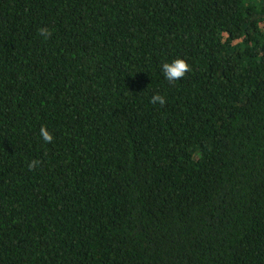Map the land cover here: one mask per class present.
I'll list each match as a JSON object with an SVG mask.
<instances>
[{"label": "trees", "instance_id": "16d2710c", "mask_svg": "<svg viewBox=\"0 0 264 264\" xmlns=\"http://www.w3.org/2000/svg\"><path fill=\"white\" fill-rule=\"evenodd\" d=\"M0 264H264V0H0Z\"/></svg>", "mask_w": 264, "mask_h": 264}, {"label": "clouds", "instance_id": "9594fccd", "mask_svg": "<svg viewBox=\"0 0 264 264\" xmlns=\"http://www.w3.org/2000/svg\"><path fill=\"white\" fill-rule=\"evenodd\" d=\"M42 32H44V30H42ZM187 70L188 65L183 59L179 58L172 60L170 63L164 62L160 66V72L162 73L163 78L169 82L181 78ZM149 103L163 105L165 103V97L160 94H153ZM40 135L46 142L52 140V135L44 127L40 128Z\"/></svg>", "mask_w": 264, "mask_h": 264}]
</instances>
